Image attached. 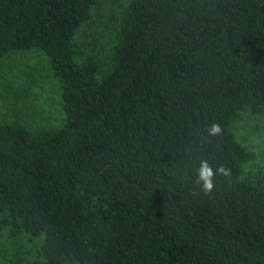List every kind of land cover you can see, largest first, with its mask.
I'll return each instance as SVG.
<instances>
[{
  "label": "trees",
  "instance_id": "obj_1",
  "mask_svg": "<svg viewBox=\"0 0 264 264\" xmlns=\"http://www.w3.org/2000/svg\"><path fill=\"white\" fill-rule=\"evenodd\" d=\"M99 4L0 0V59L41 51L63 113L0 123L1 223L41 238L28 264H264V173L234 132L264 115V0H126L106 70L77 36ZM201 159L231 170L208 195Z\"/></svg>",
  "mask_w": 264,
  "mask_h": 264
},
{
  "label": "rangeland",
  "instance_id": "obj_2",
  "mask_svg": "<svg viewBox=\"0 0 264 264\" xmlns=\"http://www.w3.org/2000/svg\"><path fill=\"white\" fill-rule=\"evenodd\" d=\"M126 0H100L92 19L77 36L93 47L99 66L106 70L111 64V48L118 39L117 16ZM62 109L58 82L52 76L45 55L37 50L10 52L0 59V123H19L31 130L57 127ZM239 140L255 153L246 164L251 175L264 173V115L242 114L234 123ZM0 264H28L38 253L40 237L25 233L13 234L1 223Z\"/></svg>",
  "mask_w": 264,
  "mask_h": 264
},
{
  "label": "clouds",
  "instance_id": "obj_3",
  "mask_svg": "<svg viewBox=\"0 0 264 264\" xmlns=\"http://www.w3.org/2000/svg\"><path fill=\"white\" fill-rule=\"evenodd\" d=\"M205 131L208 135L214 137L222 133V128L218 123L213 122L206 127ZM195 175V183L199 185L201 191L208 195L211 194L215 188V177L218 175L229 177L231 175V170L224 165H219L214 169L208 160L201 159L198 168L195 169Z\"/></svg>",
  "mask_w": 264,
  "mask_h": 264
}]
</instances>
